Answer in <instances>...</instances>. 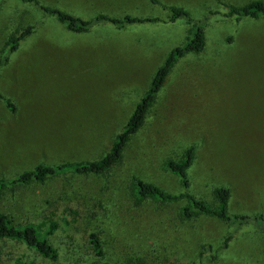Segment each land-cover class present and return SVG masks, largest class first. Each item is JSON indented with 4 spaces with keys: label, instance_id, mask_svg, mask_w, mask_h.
I'll use <instances>...</instances> for the list:
<instances>
[{
    "label": "rangeland",
    "instance_id": "obj_1",
    "mask_svg": "<svg viewBox=\"0 0 264 264\" xmlns=\"http://www.w3.org/2000/svg\"><path fill=\"white\" fill-rule=\"evenodd\" d=\"M251 1L105 0L90 7L86 0H0V58L8 57L0 68V178L40 163L102 157L167 56L191 29L202 27L205 36L203 50L174 64L111 170L2 192L0 212L16 223L57 224L49 239L58 261L36 264H98L88 244L92 231L107 264H264L263 230L243 226L225 246L233 228L224 221L185 219L184 201L137 202L132 193L135 178L180 193L165 164L194 146L187 174L195 196L213 202L214 189L225 186L231 214H264V16H228L229 5ZM178 6L191 23L169 21ZM45 8L145 21L122 30L104 21L74 32ZM29 26L33 31L10 51L8 41ZM11 253L0 241V264H15Z\"/></svg>",
    "mask_w": 264,
    "mask_h": 264
},
{
    "label": "trees",
    "instance_id": "obj_2",
    "mask_svg": "<svg viewBox=\"0 0 264 264\" xmlns=\"http://www.w3.org/2000/svg\"><path fill=\"white\" fill-rule=\"evenodd\" d=\"M31 1L33 0H24ZM228 6V5H227ZM228 16L237 17L240 20L243 17L258 18L264 16V2L260 0L251 1L243 6H228ZM45 10L58 16V20L64 23L67 29L74 32H85L90 30L91 26L98 22H110L117 28L121 29L126 24L136 22H144L138 18L124 17L123 19H114L105 16H98L93 21H85L81 18L62 13L57 10ZM171 15L169 21L174 22L178 18L186 17L187 22L191 23L188 12L176 8H170ZM196 28V27H195ZM193 28L189 31L186 42L174 49L166 58L163 65L156 71L149 89L142 99L136 104L134 111L131 113L121 131L116 135L110 149L100 158L94 160H81L76 162H63L55 165L40 163L31 170L24 171L14 178H0V195L2 192L11 187L26 185L30 182L42 183L46 179L65 174L74 175H102L111 170L118 162H120L125 147L130 137L135 134L142 126L146 113L154 102L156 94L165 83L174 64L185 54L189 52H199L205 47V36L202 27ZM33 31V27L29 26L21 33L10 39L8 44L10 51L15 50L19 42ZM5 55L0 58V68L7 61ZM0 98H2L0 94ZM7 106L15 109L14 103L10 100L5 101ZM194 146L189 147L182 158L178 161H167L165 167L175 173L182 188L180 193L168 192L157 185L135 178L132 180V193L137 202L151 200L160 204H169L184 201L180 207L181 217L192 219L196 216L205 215L218 218L232 227V232L225 238L224 245L232 239L234 234L246 225H253L264 231V214L246 215L231 214L229 212L230 190L225 186H218L213 191V202L195 196L190 190V180L187 171L192 164L194 157ZM57 224L54 221L43 229V225L34 223L19 224L5 212H0V241L6 242L11 249L12 257L15 264H36V260H48L57 262L59 253L51 243L49 236L56 230ZM88 244L90 249L98 259V264H107L104 261V250L99 235L92 231L88 234ZM215 259H218L216 255ZM12 260V258H11ZM139 259L133 264H142ZM187 264V263H179Z\"/></svg>",
    "mask_w": 264,
    "mask_h": 264
},
{
    "label": "crops",
    "instance_id": "obj_3",
    "mask_svg": "<svg viewBox=\"0 0 264 264\" xmlns=\"http://www.w3.org/2000/svg\"><path fill=\"white\" fill-rule=\"evenodd\" d=\"M87 1V3H88V6H90V7H93V4L94 3H96L95 1H105V0H86ZM146 0H141V2H144V3H147V2H145ZM149 2V1H148ZM167 7H169V6H167ZM177 8H179V9H182V10H184V11H186V9L185 8H183V7H177ZM186 12H188V11H186ZM189 14V13H188ZM98 16H103L102 14H98V15H96V17H98ZM95 16L94 17H86V18H82V17H78V18H81V19H83V20H85V21H93V20H95V18H96ZM106 17V16H105ZM109 17V16H108ZM127 17V16H126ZM128 17H130V16H128ZM109 18H114V17H109ZM132 18H137V17H132ZM114 19H119V18H114ZM121 19V18H120ZM102 24L104 23H106V22H101ZM114 26V25H113ZM116 27V26H115ZM117 28V27H116ZM118 30H122L123 28H121V29H119V28H117ZM89 31V30H88ZM86 32V31H85Z\"/></svg>",
    "mask_w": 264,
    "mask_h": 264
}]
</instances>
